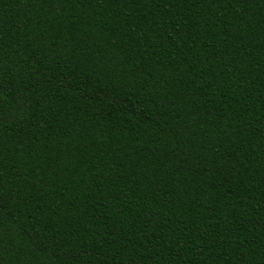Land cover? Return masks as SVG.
Listing matches in <instances>:
<instances>
[{
	"label": "trees",
	"instance_id": "16d2710c",
	"mask_svg": "<svg viewBox=\"0 0 264 264\" xmlns=\"http://www.w3.org/2000/svg\"><path fill=\"white\" fill-rule=\"evenodd\" d=\"M0 264H264V0H0Z\"/></svg>",
	"mask_w": 264,
	"mask_h": 264
}]
</instances>
